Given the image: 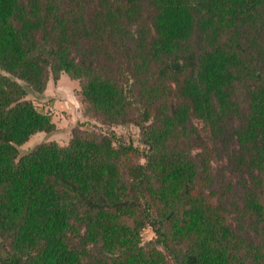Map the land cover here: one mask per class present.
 Wrapping results in <instances>:
<instances>
[{
  "label": "trees",
  "instance_id": "obj_1",
  "mask_svg": "<svg viewBox=\"0 0 264 264\" xmlns=\"http://www.w3.org/2000/svg\"><path fill=\"white\" fill-rule=\"evenodd\" d=\"M0 264H264V0H0Z\"/></svg>",
  "mask_w": 264,
  "mask_h": 264
},
{
  "label": "rangeland",
  "instance_id": "obj_2",
  "mask_svg": "<svg viewBox=\"0 0 264 264\" xmlns=\"http://www.w3.org/2000/svg\"><path fill=\"white\" fill-rule=\"evenodd\" d=\"M78 85L61 73L56 81L48 80L46 87L40 96L28 95L27 98L35 108L43 113L51 115L55 125V131L51 134L36 133L25 144L19 147V152L31 150L39 143L53 141L58 145H65L70 136V130L77 124L84 127L96 126L101 128L92 119L88 118L79 102ZM117 136H122L137 146V133L135 127H113L111 129ZM154 235L148 228L141 231V242L151 241Z\"/></svg>",
  "mask_w": 264,
  "mask_h": 264
},
{
  "label": "water",
  "instance_id": "obj_3",
  "mask_svg": "<svg viewBox=\"0 0 264 264\" xmlns=\"http://www.w3.org/2000/svg\"><path fill=\"white\" fill-rule=\"evenodd\" d=\"M175 67H177V64L172 65L171 69H174Z\"/></svg>",
  "mask_w": 264,
  "mask_h": 264
}]
</instances>
